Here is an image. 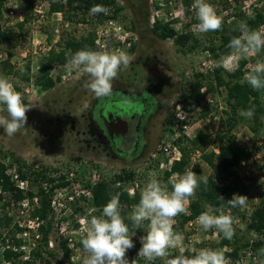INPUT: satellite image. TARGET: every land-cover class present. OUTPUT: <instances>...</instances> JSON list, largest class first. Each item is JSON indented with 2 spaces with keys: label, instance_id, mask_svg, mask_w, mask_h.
Segmentation results:
<instances>
[{
  "label": "rangeland",
  "instance_id": "obj_1",
  "mask_svg": "<svg viewBox=\"0 0 264 264\" xmlns=\"http://www.w3.org/2000/svg\"><path fill=\"white\" fill-rule=\"evenodd\" d=\"M31 1L30 10H27L24 0L7 1L1 19L3 29L12 30L15 39L8 44L0 45V55H7L6 59H0V75L3 71L2 63L8 59L9 54L12 55L10 64L17 70L22 69L27 63L30 64V80L28 82L19 81L13 75L8 76L16 90L19 89L23 94L24 103L31 107L26 113V129L13 136H8L0 128V160L7 167V175L10 176V181L12 182L14 174H18L17 171L20 166L24 172H33V170L43 172L47 169L46 175L52 178L64 175L65 180L66 178L73 179L71 181L74 186L77 185L81 188L83 184L82 167L84 164L97 165L101 170L110 172L121 168L130 170L137 163H142L157 150L158 145L164 139L167 126L165 111H162L151 120L148 129L147 147L140 159L128 163L113 161L106 157V153L97 148L92 136L85 133L81 127L82 120L88 113L89 105L97 98L88 87L89 76L80 71H70L68 64L65 66L55 65L51 75L53 79L59 78V81H57L54 88L43 91L35 83V77L41 70V63L51 48L57 50L63 45L64 39L69 37L80 40L91 32L94 35V45H96L97 29L100 25H95L96 17L94 15L85 16V22L82 21V16L72 12L67 14L61 12L58 17L49 12V0ZM192 1L194 3V0ZM228 1L229 6L223 8L221 0H208L216 9L217 14L223 16L226 23L235 22L238 24L240 21L238 19L239 11L244 12L245 16L252 15L255 9L262 10L264 13V0ZM115 2L117 6L122 8V12L117 19L113 20L118 21L122 28L133 32L137 40L133 44V52H131L132 48L124 50L112 34L106 42V50L121 49L132 57V63L129 67L122 69L113 81L112 91L122 89L139 93L145 90L160 99L166 106H172L176 93L185 83V79L196 71L205 73L204 52L182 55L175 49L171 40L162 41L157 39L151 31V26L156 19L165 22L173 17L170 20L176 21L173 26L178 31L181 30L185 24L197 19L193 4L189 14H187L183 4L176 0H115ZM108 13H110V10ZM152 19H154L153 23H151ZM193 25L191 31L195 35H200L201 33L193 30ZM33 39L35 43H38L40 49L35 50L32 47ZM251 62L253 63V59ZM224 96L223 91L211 94L214 102L209 106L211 112L210 116L207 117L210 121L199 126L200 131L205 132L210 137L208 150L216 151L212 142L215 135H211L210 131L213 133L214 127L221 123L222 111L226 109ZM0 114L7 115L6 112ZM261 121L263 124L258 135H254L249 130L246 122L240 123L234 131L239 145H254L259 149L249 161L242 163L240 167L235 169L239 188H241L239 193L245 194L248 202L246 207L240 209L244 215L243 217L240 215L232 216L235 220L233 227L237 237L242 242L248 241L250 244L257 236L244 232V227L248 222L245 216L247 212H251L259 204L260 194H264V118ZM199 152L201 153L200 150ZM198 167L201 176L211 173L210 168L205 163H201ZM9 169L12 170L9 171ZM26 180L27 185H23V188L27 187L28 191H36L39 182L34 183L32 178H26ZM71 181H68V183H71ZM43 187L46 188L47 184L43 183ZM19 203L11 201L5 209L0 208V216L5 212L13 217L11 225L6 226L4 222L0 224V236L6 239L7 244L6 246L2 245L0 237V264H7V262L2 261V252L4 247H13L8 237H10V231L15 223L26 226V228H23L27 231L26 236L22 235L23 232H17L15 236V238L23 240L24 247L26 245L32 247V243L36 240L34 237L36 232L32 230L33 219L30 217L31 206L22 213ZM79 206L87 209L90 207L89 203L86 205L85 201L79 198L70 205V210L67 209L66 214L76 211ZM221 212L229 214L225 210H220L217 214ZM121 213L124 218H127L130 217L131 210L121 208ZM66 216H68V220L71 219L69 215ZM51 221L52 226H54L55 221L53 219ZM182 234L184 236V246L190 247V243L186 242L188 235H192L194 245L191 248H203V244H206L207 248L225 249L226 257L231 259L228 255L231 252L229 247L217 248L220 234H217L216 229L205 231L200 225L196 231L186 232L183 229ZM48 248L57 260H62L63 264H70L59 248L55 226L48 237ZM262 250L259 253L260 260L257 264H264ZM48 259L51 261L50 264H57L54 260ZM128 260L129 264L132 260H136V264H148L142 256L129 257ZM157 260L158 263L161 262L160 259ZM28 261L31 262L30 259ZM23 262L24 257H20L18 263L23 264ZM30 264H40V262Z\"/></svg>",
  "mask_w": 264,
  "mask_h": 264
},
{
  "label": "trees",
  "instance_id": "obj_2",
  "mask_svg": "<svg viewBox=\"0 0 264 264\" xmlns=\"http://www.w3.org/2000/svg\"><path fill=\"white\" fill-rule=\"evenodd\" d=\"M7 1L9 0H0V45L8 44L15 39L14 32L12 30L3 29L1 23L4 6ZM24 1L27 10H30L29 6H31L32 1ZM176 1H180L186 10V13L189 14L193 1ZM234 1L239 2V0ZM49 2V12L51 14L55 12H63L64 14L72 12L82 16L83 22H85V16L94 15L96 17L95 25H101L108 19H117L122 12V8L117 6L115 0H49ZM221 2L223 8L229 6L228 0H221ZM94 5H102L110 10V13L91 14L90 9ZM238 17L240 20L238 24L235 22L226 23L224 21L222 30L201 33L200 35H195L191 31V26L198 23V19H194L190 21V23L185 24L179 31L173 26L176 22L175 20L163 22L156 19L151 26V31L157 39L162 41L171 40L175 49L182 55L208 51L211 58L217 62V66L214 67L212 71H205V73L196 71L192 73L190 77H187L183 86L176 93L172 106H166V104L162 103L160 99L145 90L141 91V99L139 98V100H135L134 105H140L142 98L147 99L145 108L147 109L150 119H153L159 113L165 111V123L167 125L165 128V134L172 133L171 127L176 120L175 114L177 105H181L183 108L191 105L202 107L201 112L195 120L203 119L209 116L211 112L210 107L204 104L205 96L218 93L219 91L225 93L224 103L226 109L222 111L223 116L220 118V126L223 130L222 132L216 133L212 139L216 151L208 150L210 137L205 132L200 131L192 139H189L182 134L181 137L175 141V144L180 147L182 154L181 159L175 162L169 171L165 172L164 183H168V177L172 173L179 172L183 174L187 170L190 165V154L193 151H201L202 159L210 168L211 173L206 176H201V171L198 166L192 168L193 172L203 178L200 187L196 190L190 204V218L192 219L197 218L202 212L207 210L205 208L206 204L211 205L212 208L216 210V214L220 210H225L229 211L231 216H244L240 211V207L231 208L227 201L230 200L234 194L246 196L245 194L239 193L241 188H239L237 181L238 176L235 173V169L240 167L242 163L249 161L254 156V153L259 151L254 145H239L234 131L240 123L246 122L249 130L254 135L259 134L260 127L263 124L261 120L264 118V90L257 91L252 89L246 79H244L243 69L247 62L246 59H242L239 62V68L231 72L224 71L220 62L230 53V49L228 48L230 40L233 37H239L241 35L239 24L244 22L250 29L254 30L261 27L264 28V13L262 10L255 9L252 12V15L245 16L244 12L239 11ZM84 49L98 51V47L94 45V35L92 32L80 40H74L68 37L63 40V45L57 50L51 48L41 63L40 72L35 77L36 85L43 91L54 88L57 81H59V78H52L51 74L54 66H65L68 64V61L73 54ZM133 50L134 46L132 47L131 52H133ZM11 57L12 55L9 54L8 59L2 63V76L8 77L9 75H13L19 81L28 82L30 80V64L27 63L22 69L17 70L10 64ZM256 57H258V59H264V51ZM17 91H19V89H17ZM249 108H254V115L251 119H246L240 115V112L242 110H248ZM84 122L85 120L83 118L81 125L83 130L86 128ZM141 157L142 156H138L131 159L128 163H133ZM15 161L19 163L17 159H15ZM86 165L87 164L83 165L82 170L85 169ZM6 170V165L0 160V204L2 203L0 208L5 209L6 206H9L11 201L13 203H18L25 197H28L30 200H32L34 196L38 197V207H35L30 212V217L37 219L39 222L37 230L40 233V238L34 240L32 243L33 246L29 252L30 263H36L39 261L40 264H50L51 261L48 259L50 258L57 264H63L62 260H57L53 253L49 251L48 237L53 228L51 221V196L55 189L67 185L64 175L52 178L46 175L45 172L47 169L43 172H36L34 170L33 172H24L22 171V167L19 166L17 172L20 179L32 178L34 183L39 182L36 191L30 190L24 193L17 189L10 181V177L6 174ZM100 171L105 172V170L101 169ZM108 173L107 177L102 178L101 181L93 185L91 188L92 199L88 203L91 207L95 208V215L97 216L101 214L102 208L116 193H120V203L122 207H134V205L138 204L140 200L138 196L133 198L129 197L121 187L117 186V182H126L133 177L132 170L121 168L119 174L111 175V171ZM43 183L47 184L46 188L43 187ZM85 186L88 187L87 185ZM169 187L171 188L170 183ZM260 195V202L251 212H249V220L244 227L245 233L257 235V238L251 244L248 243V241L242 242L241 239L237 237L236 233L231 240L224 238L223 233H220L219 235L220 240L217 244V248L222 246L229 247L231 252L228 255L233 260L238 258L241 251L248 247H251L254 253L259 254L264 245L259 238L264 229V194L261 193ZM176 218L177 223L174 226V230L181 233L187 219L181 216H177ZM2 222H4L6 226H9L13 223V217L3 212V215L0 216V224ZM125 223L128 224L131 232H135V235L132 238L134 247L127 251L126 256L134 257L142 246L140 243V237L147 233L149 222H145L137 228L133 225V222L128 216L125 218ZM23 231L24 229L15 223L10 231L11 235L8 237L10 244H13L14 247L22 245L23 240L17 239L15 236L17 232ZM0 237L2 245L6 246V239L2 236ZM203 246L207 247L206 244H203ZM59 248L63 256L69 259V251L64 241L61 240L59 242ZM23 254V251H12L10 248L4 247L2 261L10 264H19L18 259ZM180 254L185 256L193 255L192 252L186 250L184 252L175 253L174 257ZM30 263L29 261L23 262V264ZM147 263L161 264V262L158 263L157 259L154 261H147Z\"/></svg>",
  "mask_w": 264,
  "mask_h": 264
},
{
  "label": "clouds",
  "instance_id": "obj_3",
  "mask_svg": "<svg viewBox=\"0 0 264 264\" xmlns=\"http://www.w3.org/2000/svg\"><path fill=\"white\" fill-rule=\"evenodd\" d=\"M198 23L193 25L199 33L222 30L223 16L218 15L214 6L208 0H194ZM108 9L102 5H94L91 14H108ZM239 37H233L228 48L230 53L224 58V64L229 70L239 68V62L249 56H259L264 51V30L250 29L244 22L239 24ZM132 63V57L121 49L113 51L90 49L79 50L73 54L68 66L70 71H80L89 76L88 87L97 97H108L112 94L113 81L122 69ZM246 81L254 90H264V59H257L246 74ZM0 128L13 136L26 129V113L31 109L24 103L23 94L16 90L6 76L0 75ZM242 117L251 119L254 108L242 110ZM203 178L192 170L183 174L175 173L168 183L162 182L152 174V178L141 191L138 204L134 205L129 219L135 227H140L148 221V231L140 237L141 247L138 256L147 261L163 259L165 264H231L225 255V249L192 248L193 255L183 254L170 257V249L184 246V236L174 230L176 217L187 211L190 199L200 187ZM169 183L171 191H169ZM222 199V198H221ZM248 198L234 194L227 201L231 208H244ZM206 211L198 217V223L203 230L216 229L217 234L223 233L224 238L231 240L235 235V220L230 214L216 210L211 205H205ZM93 212L96 210L93 209ZM84 225L85 236L82 240L83 252L86 254L83 264H129L126 253L134 247L135 232L129 230L125 218L121 215L120 193H116L102 208L100 215H89L80 218ZM131 264H136L132 260Z\"/></svg>",
  "mask_w": 264,
  "mask_h": 264
},
{
  "label": "built area",
  "instance_id": "obj_4",
  "mask_svg": "<svg viewBox=\"0 0 264 264\" xmlns=\"http://www.w3.org/2000/svg\"><path fill=\"white\" fill-rule=\"evenodd\" d=\"M53 14L59 17L61 12H55ZM172 19L173 17L167 19L166 22ZM153 22L154 19L151 20V23ZM260 30H264V28L261 27ZM111 34L112 36H115L116 40H118V43L120 44V46H122L124 50L131 49L133 44L137 40V37L133 32L122 28L121 25L118 24V21L109 19L105 23H103V25H100V27H98L97 29V38L95 40V44L98 47V51L106 50V46H107L106 42L111 37ZM32 47L35 50L40 49L38 48L39 47L38 43H35L34 39L32 42ZM204 57H205L204 70L212 71L214 67L217 66L216 60L211 58L208 51L204 52ZM6 58H7L6 54L0 55V59H6ZM252 59H253V63L251 62ZM256 60H257L256 56H249L248 58H246L247 62L243 69L244 79H246L245 78L246 74L251 70V66L255 64ZM220 65L224 71L227 72L232 71L225 66L224 58L221 60ZM213 102L214 101L210 94L205 96L204 104L211 106ZM201 110L202 107L196 105L187 106L185 108H183L181 105H177L176 114H175L176 120L175 123H173V126L171 127L172 133L165 134L164 139L158 145L157 150L151 155H149L142 163H137L135 167L130 169L133 172V177L131 179H129L126 182H117V186L121 187L122 190L126 192L129 197L133 198L135 196H138L140 198L141 191L146 185V183L152 178V174H155L156 178L164 182L165 172L169 171L171 166L175 162L181 159V155H182L181 150L179 145L175 144V141L179 137H181L182 134L189 139L194 138L200 132L199 126L205 122L209 123L210 120L208 117L195 120L196 117L201 112ZM214 128L215 129L213 130V133H211L210 131L211 135H215L216 133L222 132L223 130V128L219 124L217 125V127ZM201 163H205L204 160L202 159V154L198 150L193 151L190 154V165L187 168V170H192L194 166H199ZM96 166L97 165H93V166L86 165L85 169L82 170L83 184L81 188H79L77 185L74 186L73 182L71 181L73 179L69 180L68 178H66L65 182H67V185L55 189L51 196V208H52L51 219L55 221L54 226L56 230V235L58 237V241L59 242L61 240L64 241L68 248L69 251L68 260L70 264H83V259L86 255L83 252V246H82V240L84 239L85 231H84V225L80 223V218L89 216L90 214L95 215L96 211L93 212L92 210L95 208L91 206L88 209L83 206H79L76 211L75 210L71 211L69 214H66V211L67 209L70 210V205L75 203L76 200L79 198L84 200L87 205V203L92 199L91 188L93 187V185L101 181L102 178L107 177V175L109 174L107 171L105 172L100 171V168ZM11 170L12 169H9V171ZM119 173L120 170L115 169V171H111L110 174L114 175ZM6 174H7V170H6ZM174 174L175 173H172L168 177V181L171 180ZM68 181H71V183H68ZM12 183L20 191H24V192L28 191L27 187L23 188V185H27V180L20 179L18 174L13 175ZM85 185H87L88 187H86ZM169 191H171L170 187H169ZM192 199L193 197L190 199V203L187 205V211L184 214L179 215L187 219L184 224V230L186 232L196 231L197 227L200 226L197 218H193V219L190 218L191 216L190 204ZM19 204L21 206L22 213L27 211L30 208V206H31V210H33L35 207H38V197L34 196L32 200H30L28 197H25L20 201ZM121 208H128V207L121 206ZM133 208L134 207L128 208L129 210H131V213L133 211ZM227 213H229V211ZM66 215H69L71 219L68 220L67 218L68 216ZM32 219L34 224L32 226L33 228L32 230L36 232L34 234V237L35 239H39L40 233L37 230L39 222L35 218ZM175 219L177 223V218ZM245 219L249 220V212L246 213ZM54 226H53V230H54ZM19 227L26 228V226L24 227L22 224H19ZM22 235L26 236L27 231L24 230ZM259 238L264 243V229L261 235L259 236ZM186 243H190V247L185 245L183 246V250H181V248L170 249L171 255L169 258L174 257V254L177 252H184L186 250L192 252L191 246L194 245L192 235H188V239ZM8 248H10L12 251H23L24 254L21 257H24V261L29 260L30 258L29 252L31 247H29L28 245L24 247L22 244L19 247L13 246ZM261 249H263L262 252L264 253V245L262 246ZM135 256L138 257V253ZM128 258L129 257H127V259ZM229 260L231 264H257L260 260V255L254 253L251 247H248L242 253L239 254L238 258L234 260L232 258L231 259L229 258ZM160 261L161 264H165V261L163 259H160ZM7 264L10 263L7 262Z\"/></svg>",
  "mask_w": 264,
  "mask_h": 264
},
{
  "label": "flooded vegetation",
  "instance_id": "obj_5",
  "mask_svg": "<svg viewBox=\"0 0 264 264\" xmlns=\"http://www.w3.org/2000/svg\"><path fill=\"white\" fill-rule=\"evenodd\" d=\"M141 93L116 89L108 97L95 98L84 116V132L113 161L128 162L145 153L152 119L145 108L147 99L134 105ZM108 113L112 114L110 120L106 118Z\"/></svg>",
  "mask_w": 264,
  "mask_h": 264
},
{
  "label": "water",
  "instance_id": "obj_6",
  "mask_svg": "<svg viewBox=\"0 0 264 264\" xmlns=\"http://www.w3.org/2000/svg\"><path fill=\"white\" fill-rule=\"evenodd\" d=\"M106 118H107L108 120H110V119L112 118V114H111V113H108L107 116H106ZM119 120H121V119L119 118Z\"/></svg>",
  "mask_w": 264,
  "mask_h": 264
}]
</instances>
